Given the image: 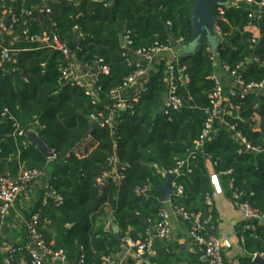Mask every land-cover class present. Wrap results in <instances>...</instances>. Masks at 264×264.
<instances>
[{
  "label": "trees",
  "instance_id": "16d2710c",
  "mask_svg": "<svg viewBox=\"0 0 264 264\" xmlns=\"http://www.w3.org/2000/svg\"><path fill=\"white\" fill-rule=\"evenodd\" d=\"M111 1L62 2L52 7L49 16L41 12L36 0H5L4 4L19 18V25L8 36H0L4 47L17 50L0 69V114L8 111V118L0 121V176L16 177L29 170L44 176L50 171L46 188L38 193L30 214L40 211V232L46 244L54 251L63 250L72 264H79L81 254L85 264H101L103 257L120 251L110 231L95 230L98 220L106 221L110 216L122 236L132 228L138 236L132 239L142 241L148 228L138 216L144 217L150 228L156 224L162 210L158 190L165 186L169 172L180 161L185 162V167L172 181L182 188V195L171 196L176 209L207 215L210 162L214 173L231 182L240 203L264 215V153L254 151L264 150V92L233 100L234 111L214 122L209 141L200 148L196 145L211 109L216 64L235 71L246 85L264 84V17L259 22L249 21L244 7H222L224 15L219 17L216 9L220 43L215 54L204 47L196 55L179 56L176 63L185 69L189 79L178 89L182 109L167 116L161 113L166 92V64L162 60L150 72L145 93L137 103L130 102L129 110L121 113L112 132L99 124L92 126L91 122L93 118L102 121L100 116H106L111 105L110 92L133 72L127 59H135L137 50L156 42L175 46L183 39L186 46L192 33L194 3L115 0L110 4ZM50 24L55 25L59 40L76 62L94 67L102 61L109 69L108 75L98 77L99 104L92 105L82 90L59 84V71L66 64L63 56L48 49L36 50L37 45L24 40V29L30 35L48 34ZM250 25L260 31L255 43L245 31ZM127 36L131 45L122 48L120 38ZM135 89L129 90V97ZM14 125L25 136L35 132L50 149L53 160H47L30 145L23 148L26 137H18ZM82 148L83 154L78 155ZM112 156L119 167L124 166V179L119 184L107 180L102 186L98 180L111 171L108 159ZM138 189H147L148 195H136ZM49 192L62 197L60 207L55 208L50 198L45 207L42 205ZM229 194L232 197V192ZM253 225L254 231L242 234L244 248L251 256L264 258V226L257 222ZM20 257L30 261L25 252ZM247 262L252 264L251 260Z\"/></svg>",
  "mask_w": 264,
  "mask_h": 264
},
{
  "label": "built area",
  "instance_id": "2783aa9c",
  "mask_svg": "<svg viewBox=\"0 0 264 264\" xmlns=\"http://www.w3.org/2000/svg\"><path fill=\"white\" fill-rule=\"evenodd\" d=\"M12 1V0H11ZM39 3L41 12L49 16L52 13V7L59 5L62 2L78 3L83 0H36ZM142 1V0H141ZM5 0H0V36L9 35L12 33L15 26L19 25V18L12 13L11 9H5ZM244 7L248 12V20L259 22L264 17V1L257 0H233L230 2L227 8H239ZM224 8H217V16L223 17ZM27 17L31 16L30 12L26 13ZM7 19L8 22L5 21ZM216 33L220 37V32L216 28ZM24 40L30 44L37 45L36 50L48 49L54 52H58L63 56L65 60V66L59 71V84L64 87L78 88L83 91L84 95L91 101L92 105L100 103L99 93L100 87L98 84L99 75H108L109 69L102 65V61H98L96 66L80 65L74 59L72 52L69 48L63 44L58 35L55 32V25L50 24V31L48 34L42 35H30L28 29L23 30ZM123 39V38H122ZM124 41V47L131 45L129 37L127 36ZM256 38L252 37V42L255 43ZM183 39L177 41L175 46L162 45L160 43H154L149 48L137 50L134 53L135 59H127V65L133 69V72L127 77L122 85L110 92L111 105L106 109V116L101 118L99 123L95 121L101 127H108L112 132L114 126L119 119L121 113L129 110V104L137 103L143 93H145V86L148 81V76L151 71H154L159 63L165 61V86L166 100H164L161 113L169 115L172 112H179L182 109V102L178 96L179 86L187 84L189 82L188 77L185 75V69L178 68L176 63L179 59L177 51L183 47ZM26 51V50H22ZM17 52V50L9 49L3 46L0 42V69L3 64L7 63L11 59V55ZM213 61L214 58L212 59ZM242 66L240 65L239 68ZM232 79V85L227 92V97L230 101L244 100L249 94H256L264 92L263 83H251L244 84L240 77L236 76V72H229L228 68L221 67ZM212 81L214 83V93L211 96V109L207 111L208 119L204 124L200 141L196 143L197 148L203 146V144L210 140V134L214 122L217 121L222 115L234 111L232 103H228L226 108L221 107V102L224 98V91L221 83L213 75ZM135 89V93L132 97H129V90ZM8 118V111L4 110L0 114V121ZM11 119V118H9ZM15 134L18 137H24L25 134L17 130V125H14ZM26 137V136H25ZM241 139L240 136H238ZM246 150H250L243 139H241ZM27 140L22 143L23 148L28 146ZM256 153H264L258 149L254 150ZM53 160L52 158L49 159ZM111 171L105 173L103 177L98 180L100 185H104L105 181L111 180L113 184H119L124 176V166L119 167L118 161L115 156L108 159ZM185 167V162L180 161L177 163L176 168L169 172L168 176L177 177L180 175L181 170ZM189 172V170H188ZM43 177V173L36 170L21 171L16 177L12 176H0V216H6L9 211L14 207L15 203L19 199L22 193L26 192L32 185L39 182ZM176 195H182V188L178 187L174 182L171 184ZM229 191L232 192V202L236 209H238L244 217L245 226L243 232L254 231L255 226L253 222H257L258 225H262L264 221V215L256 213L247 203H240V196L237 195L231 186V182L228 183ZM147 189L136 190V195L147 196ZM215 193L208 194L205 198V203L208 207V213L206 216L201 214H189L183 209H175L176 215L189 225L191 240L202 249L203 261L197 264H227L223 258V251L230 248V243L226 239H219L214 236L216 226L214 223L212 213V200L215 197ZM53 201L54 207L58 208L62 205L63 199L55 192L46 193V196L42 200V205L45 207L48 204V199ZM26 235L28 242L23 247H12L8 251L7 257L4 259L3 264H62L65 262V252L63 250L54 251L49 245L46 244L42 233L40 232V211L31 215L25 225ZM170 217L166 211H161L158 215V221L156 224L149 228L142 241L128 242L127 249L136 253L139 257L148 254L153 246L154 235L159 239L167 240L170 236ZM34 246L37 252L33 251L31 247ZM27 253L30 258L29 262L23 259L18 261L14 260V256H19L21 253ZM82 253V249L80 248ZM79 264L84 263V255L81 254ZM101 264H123L115 256H107L101 259Z\"/></svg>",
  "mask_w": 264,
  "mask_h": 264
},
{
  "label": "crops",
  "instance_id": "0c3cea01",
  "mask_svg": "<svg viewBox=\"0 0 264 264\" xmlns=\"http://www.w3.org/2000/svg\"><path fill=\"white\" fill-rule=\"evenodd\" d=\"M245 31L251 34L252 37H255L256 40L260 38V31L255 25L247 26ZM214 76L222 85L224 98L221 102V107L226 108L230 101L227 97V92L232 85V79L221 67L216 71ZM256 123H259L258 119H256ZM79 151L80 153L78 155L83 154L84 148ZM90 151H88V154ZM207 170L210 178L209 194H216L212 200V213L216 226L214 236L219 239H226L230 243V248L223 251L224 261L227 264H248L247 261L251 260V263L254 264L253 259L257 255L251 256L244 248V239L242 237L243 229L241 228L245 226V220L243 214L235 208L232 202L228 183L220 175L214 173V167L210 162L207 163ZM50 176L51 173L48 171L43 176V180L32 185L26 192L21 194L14 207L6 216H0V264H3L10 248L15 246L23 247L27 244L26 222L29 220V214L33 204L37 200L38 193L42 188H46L47 180ZM172 195H176L173 188H171L168 202H162L159 196V202L162 204L161 211H166L170 217V236L167 240H162L154 235L151 251L142 257L127 249L128 242H137L132 238L138 239L133 229L128 228L124 236H122L118 224L114 222L111 216L108 217L119 228L120 236L123 240V247L127 249V253L120 260L121 247L114 241L120 248V251L112 256L122 261L123 264H197L203 261L202 249L190 238L189 225L183 222L175 213L176 208L171 201ZM108 218L106 221L98 220L95 224V230L110 231L113 238L112 226ZM50 245L52 246L53 242ZM20 256H17V261L18 258H21ZM62 264L72 263L65 258V262Z\"/></svg>",
  "mask_w": 264,
  "mask_h": 264
},
{
  "label": "water",
  "instance_id": "95a60500",
  "mask_svg": "<svg viewBox=\"0 0 264 264\" xmlns=\"http://www.w3.org/2000/svg\"><path fill=\"white\" fill-rule=\"evenodd\" d=\"M115 0H112L110 4H113ZM193 8L191 11V25L192 33L189 42L186 46L180 48L176 53L178 56H193L196 55L202 48L207 47L212 54H215L216 49L220 43V39L216 33L217 21L216 12L217 8L227 7L230 2L228 0H193ZM226 44L225 41L222 42ZM120 46L124 48V41L120 38ZM22 78V75H20ZM166 100V95H163ZM92 126H96L95 121L91 122ZM28 144L37 150L44 158L51 159L52 153L47 145L41 141L38 135L34 132H29L26 135ZM173 177L168 176L165 186L158 190L161 201L168 202L171 193V184ZM139 220L146 225L149 229L150 226L146 223V220L139 215ZM109 223L112 226L113 239L121 247L120 260L127 253V249L123 247V240L120 236L119 228L112 222V219L108 218ZM264 226V221H262ZM71 228V227H68ZM31 249L37 252V249L32 246ZM254 264H264V258L257 255L253 259Z\"/></svg>",
  "mask_w": 264,
  "mask_h": 264
},
{
  "label": "rangeland",
  "instance_id": "374dc122",
  "mask_svg": "<svg viewBox=\"0 0 264 264\" xmlns=\"http://www.w3.org/2000/svg\"><path fill=\"white\" fill-rule=\"evenodd\" d=\"M216 68H215V71H214V75H215V73H216V71H218V69H220V65L219 64H216Z\"/></svg>",
  "mask_w": 264,
  "mask_h": 264
}]
</instances>
